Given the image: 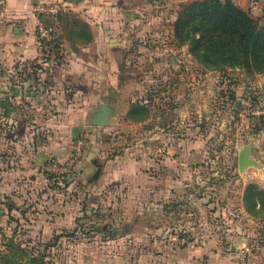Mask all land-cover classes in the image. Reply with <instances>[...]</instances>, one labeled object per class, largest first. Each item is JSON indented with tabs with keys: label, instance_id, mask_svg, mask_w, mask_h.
Masks as SVG:
<instances>
[{
	"label": "rangeland",
	"instance_id": "1",
	"mask_svg": "<svg viewBox=\"0 0 264 264\" xmlns=\"http://www.w3.org/2000/svg\"><path fill=\"white\" fill-rule=\"evenodd\" d=\"M192 1L203 0H139L156 62L121 81L125 89L155 87L146 93L155 117L143 126L118 119L107 148L144 164L145 188L134 165L106 193L78 182L87 137L76 159L75 149L36 165L34 150L59 138L53 124L36 132L1 117L0 251L11 241L43 264H169L185 258L182 247L189 243L227 248L233 230L264 250V70L216 68L213 61L206 67L193 56L190 22L181 38L174 34L182 6ZM220 1L264 26V0ZM246 147L250 164L240 171L238 156ZM69 162L63 175L45 169ZM158 174L165 188L174 186V197L156 193L152 177Z\"/></svg>",
	"mask_w": 264,
	"mask_h": 264
},
{
	"label": "crops",
	"instance_id": "2",
	"mask_svg": "<svg viewBox=\"0 0 264 264\" xmlns=\"http://www.w3.org/2000/svg\"><path fill=\"white\" fill-rule=\"evenodd\" d=\"M139 3V0H6L0 23V119L3 116L13 123H25L36 132L53 124L50 131L59 138L55 143L43 144L39 151L34 150L36 165L46 166L50 158L75 149L81 153V138H89L91 141L76 164L78 175L82 176L78 182L105 193L133 165L136 172H142L138 185L142 189L148 185L143 163L113 155L107 148L109 133L118 119L143 126L155 117V104L150 96L146 97L155 87L141 83L139 87L130 89L129 85L125 89L121 81L140 76L141 64L150 66L156 62L157 47L146 38L153 31L145 25ZM48 7L56 12L40 11ZM38 23L49 30L51 39L46 44L37 37ZM102 105L111 109L108 123L90 124ZM152 179L154 188L158 185L156 193L175 196L176 189L165 188L161 174ZM230 235L227 248L218 245L211 250L207 243H189L182 247L187 253L185 258L170 260L169 264H264V250H254L250 239L240 231L233 230Z\"/></svg>",
	"mask_w": 264,
	"mask_h": 264
},
{
	"label": "trees",
	"instance_id": "3",
	"mask_svg": "<svg viewBox=\"0 0 264 264\" xmlns=\"http://www.w3.org/2000/svg\"><path fill=\"white\" fill-rule=\"evenodd\" d=\"M182 7L181 15L174 23V34L181 38L182 26L190 22L193 36L189 52L207 61L206 67L213 61L212 67L216 68L264 70V26L258 25L247 13L229 2L192 1ZM81 27L84 31L85 27ZM44 28L48 30L46 26ZM22 256H26L23 263ZM17 258L20 260H14ZM11 262L43 264L36 256L29 255L27 249L10 241V246L0 251V264Z\"/></svg>",
	"mask_w": 264,
	"mask_h": 264
},
{
	"label": "built area",
	"instance_id": "4",
	"mask_svg": "<svg viewBox=\"0 0 264 264\" xmlns=\"http://www.w3.org/2000/svg\"><path fill=\"white\" fill-rule=\"evenodd\" d=\"M5 1L6 0H0V23L3 22V18H4V6H5ZM41 12H46V13H51V12H56L55 8H40ZM37 37L39 39V41L41 43L46 44V42H49V40L51 39L50 35H49V31L46 30L44 28V26L41 23H38L37 25ZM81 142L79 143V148H80ZM80 150L78 149L76 151V156L74 157V159L77 158V156H79L80 154ZM51 170H55L58 171L60 173V175H63L64 173H66L68 171V169L71 168V164L70 162L67 165H58L56 163H53V165L51 167H48ZM67 168V170L65 171V169Z\"/></svg>",
	"mask_w": 264,
	"mask_h": 264
},
{
	"label": "water",
	"instance_id": "5",
	"mask_svg": "<svg viewBox=\"0 0 264 264\" xmlns=\"http://www.w3.org/2000/svg\"><path fill=\"white\" fill-rule=\"evenodd\" d=\"M68 2H74V0H67ZM111 109L107 105H102L97 111L94 119L90 122L92 125L104 126L108 123V118L110 116ZM250 164L248 159V148H244L238 156V168L243 171L244 168Z\"/></svg>",
	"mask_w": 264,
	"mask_h": 264
}]
</instances>
